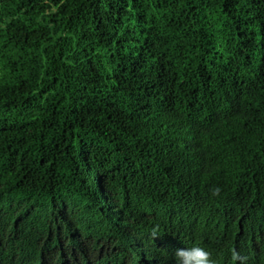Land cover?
<instances>
[{"label": "trees", "instance_id": "16d2710c", "mask_svg": "<svg viewBox=\"0 0 264 264\" xmlns=\"http://www.w3.org/2000/svg\"><path fill=\"white\" fill-rule=\"evenodd\" d=\"M254 44L264 46V0H0V197L37 204L29 231L54 213L80 227L78 205L96 204L94 178L115 192L129 185L145 213L155 204L184 212L188 193L197 212L236 194L243 207L264 193V98L245 116L234 101L230 144L213 120L201 136L185 133L186 167L184 155L166 161L177 151L157 142L158 122L131 120L201 53L199 74L218 72ZM249 81L264 96L263 74ZM93 212L91 223L107 228V206Z\"/></svg>", "mask_w": 264, "mask_h": 264}, {"label": "clouds", "instance_id": "9594fccd", "mask_svg": "<svg viewBox=\"0 0 264 264\" xmlns=\"http://www.w3.org/2000/svg\"><path fill=\"white\" fill-rule=\"evenodd\" d=\"M249 46L243 51L245 58H238L233 65L223 64L218 72L204 69L199 74L209 57L201 53L199 66L195 63L184 80L168 78L160 84L157 94L138 103L137 107L141 106L131 125L145 127L158 122L157 142L177 151L166 160L170 163L176 161L175 155L187 156L180 150L191 148L184 141V134L201 136L209 120H213L217 135L230 144L234 133L230 129L231 117H239L234 101H239L240 114L245 116L254 113L264 98L249 81L251 77L264 76V46ZM157 104L160 108L152 110L151 106ZM203 140L209 144L210 139ZM187 158L182 167L193 161ZM132 172L142 174L136 169ZM166 174L170 177L173 171L166 169ZM92 180L96 204L91 209L85 208L84 202L78 205L80 227L63 222L54 213L45 225L30 228V233L26 226L37 204L26 198L0 197V264H153L142 256H150V252L162 264H264V193L243 207L235 204L238 194L234 199L229 195L224 200L213 197L215 209H210L206 200L197 212L195 201L187 192L184 212L174 213L170 207L155 204L145 213L136 209L140 196L126 183L118 184L115 192L101 180ZM216 185L214 182L212 187ZM234 187L239 185L233 186L230 193ZM110 204L112 213H107V228L101 230L97 223H91L95 220L89 218V212H101ZM35 229L44 231L38 233Z\"/></svg>", "mask_w": 264, "mask_h": 264}, {"label": "bare ground", "instance_id": "6f19581e", "mask_svg": "<svg viewBox=\"0 0 264 264\" xmlns=\"http://www.w3.org/2000/svg\"><path fill=\"white\" fill-rule=\"evenodd\" d=\"M92 190H93V189H92ZM105 197H106V195H105ZM105 197H104V198H105ZM107 202H108V204L110 203L108 198H106V203H107ZM108 206H109V205H108ZM112 206H113V205H112ZM109 207H110V208H109ZM109 207H107V209H108L107 211H108V212L110 211L109 213H112V212H111V210H112L111 204H110ZM115 216H116V215H114V217H115ZM112 218H113V217H112ZM129 247L131 248V245H129ZM134 251H135V250H134ZM135 252H137V251H135ZM138 254L141 256L140 251H138ZM148 254H149L150 256H146V255H142V256H144L145 258H147L149 262L154 261L155 264H162V263L160 262V260H159V262L157 261L158 256H156V254L151 255L152 252H150V253H148ZM155 257H156L157 259H156ZM159 257H160V256H159ZM154 263H153V264H154Z\"/></svg>", "mask_w": 264, "mask_h": 264}]
</instances>
